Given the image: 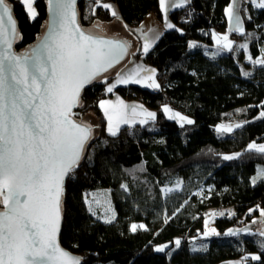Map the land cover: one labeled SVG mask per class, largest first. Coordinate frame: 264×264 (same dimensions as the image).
Wrapping results in <instances>:
<instances>
[{"label":"trees","instance_id":"obj_1","mask_svg":"<svg viewBox=\"0 0 264 264\" xmlns=\"http://www.w3.org/2000/svg\"><path fill=\"white\" fill-rule=\"evenodd\" d=\"M111 1L117 3L121 20L134 35L133 29L150 14L162 17L159 0H100ZM7 2L18 23L15 51L20 53L41 37L48 20L47 0L35 1L34 20L21 0ZM230 3L191 0L172 12L179 27L167 29L147 54L140 47L137 50L136 56L155 68L160 88L128 84L115 92L153 110V121L123 126L117 136L107 132V118L98 105L112 95L107 86L117 68L82 92L77 119L92 111L98 122L85 158L67 180L60 234L63 247L84 257L81 264H222L245 257V264H264L260 247L264 237L258 235L264 229L260 216L264 180L259 178L264 154L248 151L251 143L264 144V117L259 116L264 109V65L248 59V55L258 59L264 48V10L254 9L249 16L248 2L242 0L244 34L232 33L233 50L213 56L217 51L213 34L227 31L225 9ZM189 9L198 16L191 21ZM78 13L86 31L97 32L95 25L115 19L109 9L97 6V0H79ZM238 41H246L247 49L240 48ZM193 42L197 47L190 46ZM167 104L194 123L181 126L169 119L163 111ZM234 121L242 127L217 132L216 124ZM238 153L237 159H223ZM177 182H182L178 188ZM201 183L213 185L206 199L195 193ZM165 188L174 190L165 194ZM98 190H112L116 211L112 223L89 211L88 197ZM221 208L224 215L214 219L220 235L205 236V213ZM243 216L242 225L234 227ZM136 222H144L147 230L132 232ZM230 229L245 231L228 235ZM164 245V252L155 250ZM254 255L261 259L253 260Z\"/></svg>","mask_w":264,"mask_h":264},{"label":"snow or ice","instance_id":"obj_2","mask_svg":"<svg viewBox=\"0 0 264 264\" xmlns=\"http://www.w3.org/2000/svg\"><path fill=\"white\" fill-rule=\"evenodd\" d=\"M47 2L51 22L46 35L37 47L17 55L13 51L18 37L17 22L7 0H0V264H81V258L61 248L58 240L65 180L80 166L94 136L93 125L82 118L76 119L78 114L74 109L83 106L81 94L85 87L119 64L131 46L126 40L106 38L96 31L84 30L78 23L76 0ZM188 2L159 0L167 28L175 27L167 22L169 7L182 8ZM21 3L29 18L34 20L38 15L35 0H21ZM252 4L264 10V0H252ZM97 6L110 9L112 16H118L110 3L97 0ZM225 12L230 25L228 32L243 35L237 0H231ZM94 27L102 31L100 25ZM141 35L144 39L142 50L147 54L159 36L153 39L143 31ZM213 35L217 44L213 56L233 50V41L228 34ZM190 46L197 47L194 42ZM239 47L247 49L248 45ZM248 59L255 65H264V57L253 59L249 55ZM104 83L108 84L106 77ZM120 84L160 88L155 79V69L139 65L117 73L107 92H113ZM98 106L107 118V132L111 136L119 134L121 124H146L156 118L155 112L143 109L142 105L130 107L119 98L115 103L101 100ZM138 108L141 111L138 112ZM163 111L169 114V119L179 120L181 126L194 123L167 106ZM260 115L264 117V112ZM235 127L242 125L236 124ZM232 128V125L221 124L217 131L227 133ZM248 151L264 154V144L251 143ZM239 155H225L223 159L233 160ZM259 178L264 180V169L260 170ZM256 182L254 178L252 183ZM181 183L177 182L176 187ZM122 187L127 190L128 186ZM173 190L163 189L165 194ZM92 202L99 204L95 196ZM92 202L88 204L89 211L95 215ZM105 211L111 212L104 217L105 222L112 223L114 211L110 207ZM209 215L215 217L224 213L212 212ZM260 216L264 217V209L260 210ZM138 228L147 230L143 224L131 225L132 232ZM205 228V236L220 235L215 228L208 227V222ZM240 231L245 230L230 229L227 234L238 235ZM258 235L264 237V229L258 230ZM180 244L177 239L175 246L178 248ZM260 247L264 249V241H260ZM165 248L167 245L155 250L164 252ZM251 258L261 259L258 255ZM246 260L247 257L239 264H245Z\"/></svg>","mask_w":264,"mask_h":264},{"label":"rangeland","instance_id":"obj_3","mask_svg":"<svg viewBox=\"0 0 264 264\" xmlns=\"http://www.w3.org/2000/svg\"><path fill=\"white\" fill-rule=\"evenodd\" d=\"M36 1V0H35ZM191 0H189V2H190ZM247 2H248V7H247V12H248V14H249V16H252V10H254V9H257L253 4H252V0H246ZM241 2H242V0H241ZM107 3H110L111 5H112V8L113 9H115V11L117 12V14H119V16H120V10H119V7H118V5H117V3H115V2H107ZM237 3H238V1H237ZM34 7H35V3H34ZM238 8H239V15H240V17H241V20H242V22H243V27H244V29H245V24H244V21H243V17H242V15H241V9H240V5L238 4ZM36 9V8H35ZM116 18H120V17H116ZM153 19H154V17L153 16H149V17H147V19H145L144 21L145 22H142L141 24H139L137 27H135L133 30H134V32H135V36H136V38L138 39V42L141 44V42H142V44L144 43V39H143V37H142V35H141V31H143L144 33H147L148 34V36L150 37V38H155V35L153 36V34H152V32L150 31V29H151V27H150V23L152 22L153 23ZM47 25V24H46ZM46 25L44 26V28H43V32H44V30H45V28H46ZM229 22H228V29H229ZM228 29H227V31L226 32H214L215 34H218V35H225V34H228L229 35V38L233 41V43H234V40L232 39V37H231V35H232V33L233 32H231V33H229L228 32ZM262 31H264V29L262 30ZM213 37H214V35H213ZM239 42V45H241V44H247V42L246 41H238ZM214 43H215V46H217V44H216V41H215V38H214ZM155 44V43H154ZM154 44H153V46H154ZM248 45V44H247ZM152 46V47H153ZM142 49H143V45H142V47H141ZM28 48H26L25 50H22L23 52H25L26 50H27ZM143 51V50H142ZM250 54V53H249ZM133 55L134 54H130L128 57H127V59L124 61V62H126V61H128L130 58H132L133 57ZM249 56V55H248ZM153 67V66H152ZM158 83V82H157ZM164 106H167V107H169V108H171L170 107V105H164ZM172 109V111L173 112H179V111H177V110H175V109H173V108H171ZM262 112H264V109H262L261 110V112H260V114L262 113ZM180 113V112H179ZM181 115H183V116H186V117H188L189 119H191V120H193L194 121V119L192 118V117H190V116H188V115H185V114H182V113H180ZM86 116V115H85ZM166 116L167 117H169V114L168 113H166ZM260 117H261V115H259ZM87 117L90 119V122H91V124L94 126V125H96V123L98 122V119L96 118V116H95V114L91 111V112H89L88 114H87ZM184 124H186V123H184ZM221 124H224V125H232L233 126V128H232V131L234 130V129H236L237 127H235V125L236 124H240L241 125V122H238V121H234V122H220V123H218V124H216L215 125V128H216V130L218 129V127H219V125H221ZM94 131H95V129H94ZM231 131V132H232ZM217 132H219V131H217ZM219 133H222V132H219ZM213 189V185L212 184H209V183H201L196 189H195V193L200 197V198H202V199H206L209 195H210V192H211V190ZM202 193V194H201ZM93 196H95V198L97 199V200H99V204H96L95 202H92L93 201ZM89 202H92V208H93V210L95 211V213L97 214V212H99L98 214H99V218L101 219V220H104L105 221V219H104V217L106 216V215H111V212H107L106 213V211H105V209H107V208H111V210L112 211H114V213H115V216H116V211H115V208H114V204H113V195H112V190H98V191H95V192H92L91 194H90V196L88 197V204H89ZM212 212H216V213H220V212H225V211H221V210H217V211H214V210H208V212H206L205 213V216H206V222H208V227H210V228H215L216 229V227H215V225H214V219H215V217H212V216H210L209 214L210 213H212ZM97 214V215H98ZM133 224H137V225H140V224H143V225H145L146 226V224L144 223V222H136V223H133ZM139 229V228H138ZM216 231H217V229H216ZM242 260H232V261H229V262H224V263H222V264H239V262H241Z\"/></svg>","mask_w":264,"mask_h":264},{"label":"water","instance_id":"obj_4","mask_svg":"<svg viewBox=\"0 0 264 264\" xmlns=\"http://www.w3.org/2000/svg\"><path fill=\"white\" fill-rule=\"evenodd\" d=\"M78 2L79 0H76V10H77V19H78V23L80 24L79 22V13H78ZM48 4V2H47ZM13 17L14 19L16 20L14 14H13ZM17 22V21H16ZM50 22H51V13L49 12V8H48V20H47V25H46V28L44 30V32L42 33L41 37L38 39V41L36 43H34L33 45H31L25 52L21 51L20 53H17L15 51V45H16V40L13 44V51L16 52L17 55H23L25 54L26 52H29L31 49L37 47V45L40 44L41 40L43 39V37L46 35L47 31H48V28H49V25H50ZM99 25L102 27V31H97L98 34H101V35H104L106 38H112V37H115V38H119V39H122V40H126L131 46L129 47L128 49V54L120 61L119 64H116L115 67H113L112 69H110L107 73H109L110 71H112L113 69L117 68L121 63H123L127 57L130 55V54H133V53H136L137 50H138V47H139V42H138V39L136 38V36L134 34H132L130 31L127 30V28L125 27V23L120 19V18H115L113 21L111 22H105V23H99ZM81 26V24H80ZM82 27V26H81ZM83 28V27H82ZM85 30V29H84ZM17 31H18V23H17ZM107 73H104L102 76L106 75ZM101 76V77H102ZM101 77H98V78H101ZM97 78V79H98ZM95 81V80H94ZM88 86V85H87ZM86 86V87H87ZM85 87V88H86ZM84 91V90H83ZM82 95V94H81ZM78 108L74 109V112H76L78 115L80 114L79 111L77 110ZM77 119V117H75ZM83 120L90 122V119L86 116L82 117ZM94 127V126H93ZM92 143V140L91 142L89 143L88 147L91 145ZM88 149V148H87ZM87 153V150L85 152V155ZM82 161V160H81ZM67 180L68 178H66L65 180V192H66V184H67ZM62 224H63V212H62V221H61V225H60V233H59V237H58V240H59V244L61 246V248L67 250L68 252H70L71 254H73L74 256L76 257H79L81 258V263L82 261L84 260V257L81 256V255H77L73 252H71L69 249L63 247L60 243V234H61V228H62ZM263 226H264V220H263Z\"/></svg>","mask_w":264,"mask_h":264},{"label":"crops","instance_id":"obj_5","mask_svg":"<svg viewBox=\"0 0 264 264\" xmlns=\"http://www.w3.org/2000/svg\"><path fill=\"white\" fill-rule=\"evenodd\" d=\"M237 1H238V4L240 5V4H241V0H237ZM185 6H186V5H185ZM185 6L182 7V8H185ZM178 9H181V8H172V7H169V10H168V13H167V22L172 23L173 25H175V27H179L180 23H179V22H176V21L174 20V18L172 17V12H173V11H176V10H178ZM109 10H110V9H109ZM110 12H111V10H110ZM149 16H153V17H154V19H153V23H152V22L150 23V27H151L150 30H151L153 36L155 35V37H156V36L158 35L159 38H160V36H161V35H162L167 29H169V28L166 27V23H165V19H164V11L162 10V17H161V18H158L155 14H150ZM149 16H148V17H149ZM117 17H120V19H121V16H119V14H118ZM115 18H116V17H115ZM146 19H147V18H146ZM143 22H145V21H143ZM126 28H127L128 31H130V29H129L128 27H126ZM130 32H131V31H130ZM131 33H132V32H131ZM233 33H238V32H233ZM132 34H133V33H132ZM238 34H240V33H238ZM159 38H158V39H159ZM154 39H155V38H154ZM158 39H155V42H154V43H156V42L158 41ZM142 45H143L142 42H141V44L139 43V47H140V48L142 47ZM139 47H138V49H139ZM151 48H152V47H151ZM151 48H150V49H151ZM141 50H142V48H141ZM133 54H134V55H133L132 58H130V59H129L128 61H126V62L121 63V64L117 67V69L115 70V72H116L115 78H114V80H113L110 84H112V83L115 82V80H116V78H117V73L127 72V71H129V70L135 68L137 65L142 66V67H144V68L155 69L154 67H152L151 65H149L148 63H146V62L143 60L142 57H137V56H136V53H133ZM155 79H156V81H157V78H156V70H155ZM127 85H128V84H127ZM137 85H139V86H141V87H144V88H148V87H145V86H143V85H141V84H137ZM119 86H124V84L117 85L116 88L119 87ZM107 87H108V86H107ZM116 88L113 90V92H111L112 95H111V96H108V97L105 98L104 100H111V101H113V102L115 103V102H117V98H119V100H123L124 103L127 104V105H129L130 107L133 106V105H142V106H143V109H146V110L149 111V112H154L153 110H150L148 107H146L143 103H141V102H139V101H130V100L124 99L123 97H121L119 94H117V93L115 92ZM151 89H154V88H151ZM163 108H164V107H163ZM137 111L139 112V111H141V109L138 108ZM165 114H166V113H165ZM140 118H142V117H137V119H140ZM168 118H169V117H168ZM172 120H174V121L178 122L179 124H181V122H180L179 120H175V119H172ZM150 121H153V120H149L148 122H150ZM137 124H140V123H136L135 125H137ZM141 125H144V124H141ZM123 126H133V125L121 124L120 129H121ZM210 210L217 211V210H215V209H210ZM216 216H217V215H216ZM215 218H216V217H215Z\"/></svg>","mask_w":264,"mask_h":264},{"label":"built area","instance_id":"obj_6","mask_svg":"<svg viewBox=\"0 0 264 264\" xmlns=\"http://www.w3.org/2000/svg\"><path fill=\"white\" fill-rule=\"evenodd\" d=\"M188 13H189V16H190V17L188 18L189 21L192 20V16H196V17H198L194 9H189V10H188ZM200 33H201L202 35H204V36L207 35L206 31H204V30H201ZM262 57H264V48H263V47H261V50H260V53H259L258 59H259V58H262ZM220 210H221V211H224L223 208H221ZM243 218H244V216H243V217H239V218H237L236 221H235V225H234V227H239V226H241V225H242Z\"/></svg>","mask_w":264,"mask_h":264}]
</instances>
